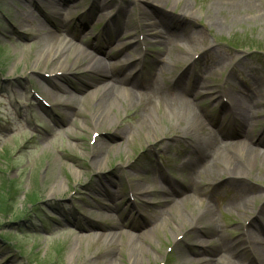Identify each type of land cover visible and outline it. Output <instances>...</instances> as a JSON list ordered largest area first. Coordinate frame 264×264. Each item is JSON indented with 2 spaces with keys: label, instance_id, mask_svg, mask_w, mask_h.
Listing matches in <instances>:
<instances>
[{
  "label": "rangeland",
  "instance_id": "1",
  "mask_svg": "<svg viewBox=\"0 0 264 264\" xmlns=\"http://www.w3.org/2000/svg\"><path fill=\"white\" fill-rule=\"evenodd\" d=\"M102 1L68 0L52 10L48 9L49 0H37L40 8H33L30 0H0V264H104L98 256L112 249L119 263L127 264L129 236H150L152 229L155 237L147 242L146 252H137L144 259L142 264H182L174 263L181 254L186 256L185 264H200L208 255L218 262L224 252L217 247L212 253L214 243H200L213 236L203 228L189 229L194 224L193 212L210 208L220 231L232 239L254 226L258 210L264 208L262 158L247 166L245 180L224 173L218 168L220 164L206 173L199 164L189 163L199 157L192 149V137L167 131L169 123L176 124L170 116L165 115L164 121L151 116L150 134L159 137L151 139L137 123L128 125L126 121L138 114L150 119L154 111H143L142 105L130 109L126 102L114 112L116 122L112 126L105 121L94 128L90 120L97 106L93 92L106 80L87 72L84 58L80 66L51 78L49 64H36V35L45 37L51 32L83 49H99L98 56L110 52L114 56L108 61L118 67L133 62L120 75L140 69L139 79L156 75L166 97L175 95L171 82L190 64L178 57L179 51L188 47L187 37L196 38V45L190 49L192 54L198 52L197 59L183 79L191 93L187 98L200 116L205 113L210 118L205 121L208 128L217 131L219 140L256 143L259 138L264 140V0H253V10L243 12L224 2L221 11L213 14L207 9L210 0H189L192 9L186 14L182 0L160 7L151 4L158 8L144 1L106 0L108 5L96 11ZM211 15H215L216 24L211 23ZM20 16L26 20L20 21ZM147 18L165 19L182 29L176 40L178 47L169 50L156 37L149 44L136 46L146 30L140 20ZM120 19L133 25L129 37L123 34L117 39ZM39 20L43 22L35 31L29 22L38 24ZM110 20L118 25L109 32ZM168 58L175 60L176 69L166 70L162 76L158 67ZM195 78L206 85L193 86ZM58 85L70 90L60 94L63 99L72 96L81 100L74 110L58 105L60 101L44 93L48 88L58 94ZM230 97L241 100L245 110L256 112L248 128L222 105ZM124 125L131 130L129 140L121 137ZM192 126L186 123L188 129ZM95 140L104 151L99 167L95 165ZM260 149L263 153L264 148ZM223 151L231 154L229 149ZM164 177L169 179L167 183ZM136 184L154 193L148 199L134 195ZM167 188L173 189L170 194H164ZM184 188L190 200L180 206L177 201L182 196L173 193ZM244 189H248L245 194ZM98 199L112 208L100 212L106 221L89 216L91 205ZM176 211L184 216V222ZM108 215H113V224L117 223L115 227L121 231L119 241L110 242L104 232L83 228L97 222L111 230L114 226L107 221ZM257 230L264 241V225ZM179 236L182 239L175 244Z\"/></svg>",
  "mask_w": 264,
  "mask_h": 264
},
{
  "label": "bare ground",
  "instance_id": "2",
  "mask_svg": "<svg viewBox=\"0 0 264 264\" xmlns=\"http://www.w3.org/2000/svg\"><path fill=\"white\" fill-rule=\"evenodd\" d=\"M67 1L68 0H49L50 7H48V9L55 10L57 8V5L63 4V2ZM138 1L150 3L149 7L152 6L151 4H156L158 5V7H160L164 6L169 1H171L173 5L178 4L180 0H136L137 3ZM102 2L104 5H101ZM102 2L97 5L96 11L108 5L106 0ZM224 2L232 5L233 10L236 9V11L240 12H243L244 10L251 11L255 6L253 0H210L207 9L212 14L219 13L222 8L221 5L225 4ZM30 4L33 6V8H40L37 0H30ZM158 7L153 6L151 8ZM190 9H192V7L189 0H182V12L184 13L186 11H189ZM143 13L146 16L148 10H146L145 8V10H143ZM214 16L215 15L210 16L211 23L216 24V20L214 21ZM118 18L119 17L117 16L116 19ZM21 19L22 17L20 16V21L26 20L25 17H23L22 20ZM110 21L113 22L107 24L108 26L110 25L108 28L109 32L111 31V27L113 25H115L116 27L119 24L116 27L115 31L117 39L120 37V35L123 34L128 35V37L130 36V28L133 25L130 21L120 19L118 20V24H115L114 20ZM42 22L41 20H39L38 24H36L35 22L31 21L29 22V24L31 28L36 31L40 29L39 23L41 24ZM140 22L143 28H145L146 30L141 32L142 38L141 40L138 39V41H136V46H140L141 44H149L150 42H152V39L156 37L160 38V44H162L166 48H170L169 50L178 47L176 40L181 36L180 32L181 34H183V30H179L175 24L166 23L165 19L152 20L150 18L141 19ZM64 26L65 25H60V27ZM159 26L161 28L154 31ZM64 30L67 31V29ZM36 37V48L37 52H39L38 58H36L35 60L36 64L40 61H44V63L47 65L49 64L51 70L48 71V73L53 75L51 78H59V72H65L66 70H70L75 66H80L79 63L81 62V59L84 58L87 61L86 65H84L86 71L98 77L99 80H106L105 84H103L101 87L96 89L95 92H93V96L94 98L96 96L97 100L96 110L90 118L92 126L94 128L100 127L105 123V121L109 123V126H112L114 122H116V115L114 112L116 111L118 113L119 107H124L125 102L128 104V107L130 106V109L134 108L135 105H142L143 111H154L149 116L150 119H146V117H144L143 115L138 114V116L135 118H128L126 123L128 125L137 123L138 127H140L141 130L147 131L149 138L154 139L155 137L156 139H159V137H152L150 134L153 124L151 116L157 117L161 121L165 120V115L170 116L171 120H173L176 124L169 123L167 126V131L170 130L171 132L174 131L180 133V136L186 138L187 136L190 138L192 137V140L194 142L192 149L194 150V152L199 154V157L195 161L191 160L192 162L190 161L189 163H192L193 165L199 164L200 167L204 169V172L206 171V173H208L213 168V166H218L220 164V167L218 168L224 173L226 172L229 173L230 176H233L237 179L245 180L248 175V165L250 166L256 164V159L261 158L262 162H264V152H260V147L264 146V140L262 138H259L257 140V143L254 145L251 143L229 144L225 141L219 140L217 131H215V129L208 128V124L205 121L210 118L203 112V115L200 116L198 111H196L197 109L194 108L193 105H191V102L187 98V93L189 92V90L186 88L187 83L183 84V79L185 75H188V73L190 72V67L195 63V60L197 59L196 54L198 52L192 54V49H190L196 45V38L187 37L186 39L188 47L184 49V52L179 51L178 57L186 61V63L189 62L190 64L181 72V74L178 75V77L176 76V81L171 82V85L174 86L172 90L176 91L175 95L172 97H166L164 94V87L162 86V82L160 81V79H158V81L156 80V75L145 78L143 82L137 80L135 75H120L121 73H125L124 71L127 70L130 65H132V63L121 65V67H118L116 66L117 64L108 61L111 60L110 58H113L114 56L110 52L106 51L105 53H103V55L98 56L100 53H98L99 50L97 48L92 47L91 50L83 49L79 44L70 41L65 42L58 35H52L51 32L45 37L37 35ZM138 37L140 38V36ZM158 58L159 56L157 57V60L159 61ZM175 63V60H171L170 58H168L166 62L160 63L158 69L162 73V76L164 74V71L166 70H170V72L174 71L176 69ZM205 85L206 83L201 81V79L199 78H195L193 81V86L195 87L201 86L202 88ZM166 87L171 88V86H169L168 84L166 85ZM57 91L58 94L52 92L48 88L44 89V93L51 100L60 101L58 102V105H63L65 108L74 110L76 107V103L81 101L72 96L68 97L67 99H63L61 95L69 94L70 90L65 89L62 85L57 86ZM215 95L216 94H214L213 97H215ZM222 97L223 95L221 96V98ZM223 104L225 107H228L229 110L231 109L234 115L241 120L242 126L244 128H248L249 124L253 122V117L256 116V112L245 110L241 100L236 97L228 98V105L226 104V102H223ZM73 115L74 112H72L71 117ZM73 122L75 121L73 120ZM187 122L193 124L192 128L188 129L186 127ZM194 130L196 131V133ZM130 131V128L127 125H124L121 129V137L126 140L128 136H130ZM160 133L165 132L160 131ZM127 140H129V138ZM165 148H167V145L165 146ZM223 148L231 150V154L229 156L225 155ZM93 151L94 155L96 156L95 165L99 167L105 159L103 145L99 142V140H95ZM164 179L166 182L168 181L167 178ZM239 182L245 183L243 181ZM62 187L63 183L59 185L58 191ZM134 187V195H141L143 197H146V199H148L147 197L149 195L154 193V190L139 187V185L137 184L134 185ZM171 190L173 189L167 188L163 190V192L164 194H170ZM247 191L248 189H244V191L242 192L245 194L247 193ZM186 193L187 192L185 188L174 191L173 194H175V196H182V198H180V202L177 201V205L187 204L190 198L188 196H185ZM99 200L100 199L95 200V203H93L91 205L92 207H90L89 209V216L96 217L98 221L105 220L100 212H104V209L112 210L110 206H107V204ZM175 200L167 199V202H174ZM247 201L248 200L245 199L246 205L248 204ZM176 212L177 217L181 220V222H184V216L182 214H179L178 211ZM193 213L194 224L191 223L188 226L189 229L203 228L204 230H206L205 232L207 235L213 236V238L210 240H201V245L205 246L209 245V243H214V252H211L215 253V249H217L218 247L219 251L222 250L225 254L218 262L211 257L212 255H208L206 259L204 258L203 261H199L200 264H264V241L257 231L261 224L264 225V208H260L258 210L256 214L257 217L255 219V225L252 227H247L248 230L245 229V233L243 232L242 235H240L237 239H232L225 234V231H220V226H218L216 222H214L215 212L210 208H206L203 211L201 210ZM106 219L107 221H110L109 224H112V226H114H110L111 230L113 229V231L105 229V225L101 223L99 224L97 222L94 223L92 227L83 226V228H85L86 230H92L93 228L97 231L104 232V234L106 235L105 239L109 240L110 242L121 240V231H119L118 228L115 227L117 226V223L113 224V221L115 219L113 215H108ZM149 234L150 236H147L144 233H140L135 237L131 235L129 236L127 244L131 248L129 249L130 253L127 264L143 263L144 259L139 256L137 252H140V255L141 253L146 252V248L148 247L147 242L155 237L153 229L149 232ZM245 236L246 238L243 239V237ZM180 239H182L181 236L176 239L175 244H177ZM245 244L246 247H244ZM98 257V260L104 262V264H121L119 263V257L117 256V252L115 249L103 253ZM173 258L174 257H172V261ZM185 258L186 256L181 254L180 256H177V259L174 263L181 262L182 264H185Z\"/></svg>",
  "mask_w": 264,
  "mask_h": 264
}]
</instances>
